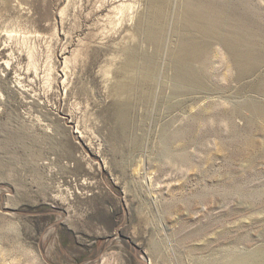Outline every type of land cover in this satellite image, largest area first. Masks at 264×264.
I'll list each match as a JSON object with an SVG mask.
<instances>
[{
  "label": "rangeland",
  "instance_id": "obj_1",
  "mask_svg": "<svg viewBox=\"0 0 264 264\" xmlns=\"http://www.w3.org/2000/svg\"><path fill=\"white\" fill-rule=\"evenodd\" d=\"M215 1L251 59L186 0H0V264H264V0Z\"/></svg>",
  "mask_w": 264,
  "mask_h": 264
},
{
  "label": "bare ground",
  "instance_id": "obj_2",
  "mask_svg": "<svg viewBox=\"0 0 264 264\" xmlns=\"http://www.w3.org/2000/svg\"><path fill=\"white\" fill-rule=\"evenodd\" d=\"M217 5L215 0H186L183 11L186 30L198 33L201 38L215 37L224 40L230 44L239 60L251 59L254 47L252 43H247L245 23L243 25L240 16L235 14L236 9L234 10L231 2ZM228 20L233 22L228 23ZM198 37L190 34L181 41L176 57L180 67L187 66L195 58L203 56L205 44L201 40L198 41Z\"/></svg>",
  "mask_w": 264,
  "mask_h": 264
}]
</instances>
